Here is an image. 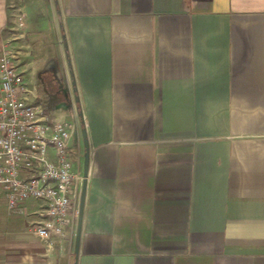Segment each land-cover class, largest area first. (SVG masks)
Listing matches in <instances>:
<instances>
[{"label":"crops","instance_id":"0c3cea01","mask_svg":"<svg viewBox=\"0 0 264 264\" xmlns=\"http://www.w3.org/2000/svg\"><path fill=\"white\" fill-rule=\"evenodd\" d=\"M17 4L24 81L73 124L85 192L77 248L78 215L49 245L42 203L0 196V264H264V0Z\"/></svg>","mask_w":264,"mask_h":264},{"label":"built area","instance_id":"2783aa9c","mask_svg":"<svg viewBox=\"0 0 264 264\" xmlns=\"http://www.w3.org/2000/svg\"><path fill=\"white\" fill-rule=\"evenodd\" d=\"M13 5L11 35L0 51V196L16 215H27L28 201L41 202L30 228L51 245L79 214L73 194L82 177L73 170L69 147L74 126L47 114L25 83L15 43L25 23Z\"/></svg>","mask_w":264,"mask_h":264},{"label":"water","instance_id":"95a60500","mask_svg":"<svg viewBox=\"0 0 264 264\" xmlns=\"http://www.w3.org/2000/svg\"><path fill=\"white\" fill-rule=\"evenodd\" d=\"M84 157H85V167H84V177H85V173H86V155ZM84 192H85V189H84V186H83L82 194H81V198H80L79 214H78V221H77V232H76V238H75V246H76V248H77L78 242H79V233H80L81 213H82Z\"/></svg>","mask_w":264,"mask_h":264},{"label":"trees","instance_id":"16d2710c","mask_svg":"<svg viewBox=\"0 0 264 264\" xmlns=\"http://www.w3.org/2000/svg\"><path fill=\"white\" fill-rule=\"evenodd\" d=\"M45 89H46L45 91H46L47 95H50V96H49L48 101L43 103V110L46 113H49L55 107V105H54L55 104V100L54 99L56 98V95L55 94H52L50 92V90L47 89V86L45 87Z\"/></svg>","mask_w":264,"mask_h":264},{"label":"rangeland","instance_id":"374dc122","mask_svg":"<svg viewBox=\"0 0 264 264\" xmlns=\"http://www.w3.org/2000/svg\"><path fill=\"white\" fill-rule=\"evenodd\" d=\"M11 4L13 5V6H15V7H17L18 9H19V7H18V4H17V0H11ZM10 10H11V7L9 8ZM13 12V10H11V13ZM23 32V31H22ZM22 32H20V33H22Z\"/></svg>","mask_w":264,"mask_h":264},{"label":"flooded vegetation","instance_id":"af4514ba","mask_svg":"<svg viewBox=\"0 0 264 264\" xmlns=\"http://www.w3.org/2000/svg\"><path fill=\"white\" fill-rule=\"evenodd\" d=\"M42 88H43V91H44V93H46V91H45V88H44V86L42 85ZM64 93V92H63ZM46 95H47V93H46ZM48 96V95H47ZM48 98V97H47Z\"/></svg>","mask_w":264,"mask_h":264}]
</instances>
